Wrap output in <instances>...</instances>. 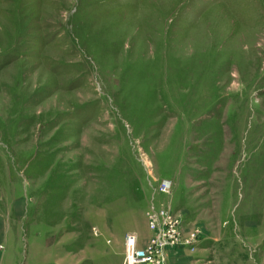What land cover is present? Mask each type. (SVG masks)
I'll return each mask as SVG.
<instances>
[{
    "label": "rangeland",
    "instance_id": "1",
    "mask_svg": "<svg viewBox=\"0 0 264 264\" xmlns=\"http://www.w3.org/2000/svg\"><path fill=\"white\" fill-rule=\"evenodd\" d=\"M152 207L164 264H264V0H0V264H125Z\"/></svg>",
    "mask_w": 264,
    "mask_h": 264
},
{
    "label": "built area",
    "instance_id": "2",
    "mask_svg": "<svg viewBox=\"0 0 264 264\" xmlns=\"http://www.w3.org/2000/svg\"><path fill=\"white\" fill-rule=\"evenodd\" d=\"M171 187L169 180H163L159 186L161 192H168ZM149 224L156 232L147 247L138 245L135 233L126 235L125 264H164L167 248L182 243L181 222L177 214H172L164 208L152 207L149 212ZM196 235L191 233L186 243H193Z\"/></svg>",
    "mask_w": 264,
    "mask_h": 264
},
{
    "label": "crops",
    "instance_id": "3",
    "mask_svg": "<svg viewBox=\"0 0 264 264\" xmlns=\"http://www.w3.org/2000/svg\"><path fill=\"white\" fill-rule=\"evenodd\" d=\"M191 257L186 249L174 248L168 252V264H193Z\"/></svg>",
    "mask_w": 264,
    "mask_h": 264
}]
</instances>
